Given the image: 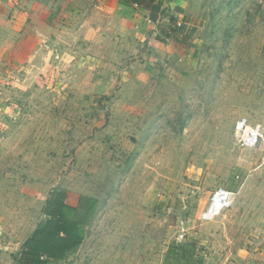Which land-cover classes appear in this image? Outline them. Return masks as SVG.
Returning a JSON list of instances; mask_svg holds the SVG:
<instances>
[{
	"label": "rangeland",
	"instance_id": "obj_1",
	"mask_svg": "<svg viewBox=\"0 0 264 264\" xmlns=\"http://www.w3.org/2000/svg\"><path fill=\"white\" fill-rule=\"evenodd\" d=\"M177 2L181 53L125 33L123 0L2 19L0 264H20L57 193L82 242L48 264H164L171 241L264 262V0ZM218 187L233 199L206 220Z\"/></svg>",
	"mask_w": 264,
	"mask_h": 264
},
{
	"label": "crops",
	"instance_id": "obj_2",
	"mask_svg": "<svg viewBox=\"0 0 264 264\" xmlns=\"http://www.w3.org/2000/svg\"><path fill=\"white\" fill-rule=\"evenodd\" d=\"M52 0H0V23L2 19L9 16H26L31 18L43 11L46 5L50 6ZM123 15L120 13V24L125 33L138 34L149 40H156V45H161L168 42L177 52L181 53L188 48L189 33L184 28H180L183 19L180 20L177 16L181 15L179 8L180 2L177 0H144L138 7H134L130 3H123ZM41 6V7H40ZM182 6V5H181ZM113 9V4L109 6ZM17 16V17H18ZM186 24L184 23L183 26ZM134 27V31L132 30ZM132 30V31H131ZM198 252V251H197ZM197 257L202 259V264H212L210 260L203 255ZM225 260L224 264H235L232 261ZM236 264H241V260L236 259ZM214 264H217L215 262ZM222 264V262H220ZM252 264H264V262H253Z\"/></svg>",
	"mask_w": 264,
	"mask_h": 264
},
{
	"label": "trees",
	"instance_id": "obj_3",
	"mask_svg": "<svg viewBox=\"0 0 264 264\" xmlns=\"http://www.w3.org/2000/svg\"><path fill=\"white\" fill-rule=\"evenodd\" d=\"M126 3L142 4L144 0H123ZM64 201L60 193L47 201V219L21 244L20 264H48L63 260L68 251L82 242L76 229H68L64 214ZM164 264H202L197 257L196 246L190 242L171 241L164 253Z\"/></svg>",
	"mask_w": 264,
	"mask_h": 264
},
{
	"label": "built area",
	"instance_id": "obj_4",
	"mask_svg": "<svg viewBox=\"0 0 264 264\" xmlns=\"http://www.w3.org/2000/svg\"><path fill=\"white\" fill-rule=\"evenodd\" d=\"M132 5L134 7L139 6L137 3H133ZM235 127L236 140L240 145L253 147L257 144L261 136L258 126L248 125L245 120H240L237 121ZM234 193V191L227 188H215L210 194L208 207L202 213V217L209 220L218 215L232 201Z\"/></svg>",
	"mask_w": 264,
	"mask_h": 264
}]
</instances>
